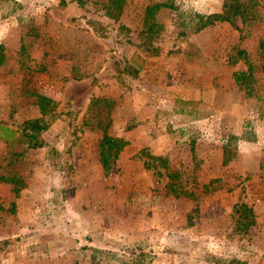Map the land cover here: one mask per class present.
I'll return each instance as SVG.
<instances>
[{
  "label": "rangeland",
  "instance_id": "obj_1",
  "mask_svg": "<svg viewBox=\"0 0 264 264\" xmlns=\"http://www.w3.org/2000/svg\"><path fill=\"white\" fill-rule=\"evenodd\" d=\"M16 1L0 17V122L22 131L40 117L36 93L56 107L48 145L15 161L25 187L14 196L0 181V264H134L140 251L147 264H264V77L255 71L251 93L233 78L246 69L237 47L257 56L264 0L251 23L196 32L177 25L181 13H230L232 2L128 0L114 20L102 0ZM156 2L149 32L145 7ZM107 111L108 133L128 143L105 173ZM24 146L0 140V160ZM143 149L165 160L145 165Z\"/></svg>",
  "mask_w": 264,
  "mask_h": 264
},
{
  "label": "trees",
  "instance_id": "obj_2",
  "mask_svg": "<svg viewBox=\"0 0 264 264\" xmlns=\"http://www.w3.org/2000/svg\"><path fill=\"white\" fill-rule=\"evenodd\" d=\"M1 1H4V5L3 7L0 5V17L10 15L17 9L16 4H18V1ZM76 1L80 4L82 3V0ZM230 1L232 2V10L230 13L213 12L209 14H202L197 12H180V21L177 23V25L179 27H183L186 31L189 30L190 32H196L217 20H231L236 16L240 17L242 21H247L249 23L256 20L255 16L257 11L254 8L257 4V0ZM66 2L67 0H58V5L65 6ZM127 2L128 0H102V7L105 10V15L114 20L118 19L124 8V5ZM163 5L164 3L156 2L145 7L144 19L148 20L147 22L149 24L147 31H156V26L160 25V23L156 20V12ZM91 22L93 26L92 28L95 32H99V35L101 36H106L104 31H100L99 29V27L103 28L102 24L99 23L97 27V25L93 24L95 22L94 20ZM26 43L28 42L22 38L20 49L26 48ZM0 48H2V45H0ZM256 54L257 56L252 57L244 48L240 47H237L234 53V60L241 59L246 64V69L236 70L233 72L235 83L238 84L240 88L244 89L246 93H251L252 91H254V87L251 84L258 78V76L255 75L256 70L260 71V73L264 77V32L258 39ZM5 59V53H2L0 51V64L4 62ZM36 96L41 116L38 118L26 119L22 121V131H18L16 127L8 125L5 122H0V140L7 142L9 145H13V142L24 140L25 144L21 151H10L9 154L4 156L0 160V181L7 182L10 185V189L13 192L14 196H17L20 190L26 185L23 175L20 174L15 168V161L18 159V156L22 154L24 148L40 147L44 144L48 145L47 140L42 136V131L48 128L49 123L55 116L56 102L51 97L42 93H36ZM108 114L109 112L107 111L105 117L108 118V122L102 126V136L99 140V160L105 173H108L110 171L112 162L117 158L122 148L128 143L126 139L119 136H113L108 133L107 128L110 123ZM223 148V162L226 163L228 160H230L231 149L228 150V147H226V145H224ZM142 151H145L144 154L149 158L144 161L145 165H149L153 160H165L163 156L154 155L148 152L146 149H143ZM169 177L171 178V181H174L172 178V174ZM170 186L172 191L177 192L174 189V182H170ZM3 208L5 207L0 203V215ZM14 208L15 201L12 200L6 209L12 212L14 211ZM243 208L245 207L243 206ZM147 255L148 253L146 252H138L135 255L134 264H147L148 261L142 262L143 258ZM90 257H92L95 261L109 260L110 258L108 257L107 253L103 252L102 249L95 247L91 248ZM121 262L124 263L125 261Z\"/></svg>",
  "mask_w": 264,
  "mask_h": 264
}]
</instances>
